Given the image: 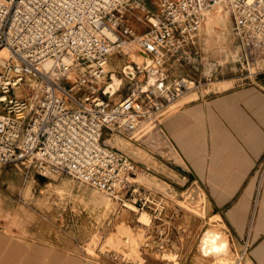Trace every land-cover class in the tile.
I'll return each instance as SVG.
<instances>
[{"label": "built area", "instance_id": "obj_1", "mask_svg": "<svg viewBox=\"0 0 264 264\" xmlns=\"http://www.w3.org/2000/svg\"><path fill=\"white\" fill-rule=\"evenodd\" d=\"M219 6L230 12L254 78L264 74V0H159L157 13L144 0H0V165L71 177L163 221L168 192L144 183L151 168L112 143L159 130L160 119L202 87L200 80L169 78L163 65L191 60L205 14ZM136 10L144 14L143 33L124 19ZM129 48L163 78L147 92L139 86L125 94L122 80L107 98L111 56ZM129 67L124 75L133 81L140 66ZM157 250L164 252V243Z\"/></svg>", "mask_w": 264, "mask_h": 264}, {"label": "rangeland", "instance_id": "obj_2", "mask_svg": "<svg viewBox=\"0 0 264 264\" xmlns=\"http://www.w3.org/2000/svg\"><path fill=\"white\" fill-rule=\"evenodd\" d=\"M144 3L152 12H158L159 0ZM124 19L138 28V33L147 29L140 11L128 12ZM188 52L191 60L185 56L172 58L163 65L164 72L169 78L186 77L200 80L203 85L199 93L193 91L180 99L175 108L196 99L201 92L226 90L255 79L256 69L244 60L226 8L214 9L195 47ZM147 62L130 48L111 56L109 72L116 76L114 85L119 84V79L124 81L121 94L147 84ZM135 63L140 67L133 72L136 78L131 81L124 72ZM117 141L112 143L115 148H119ZM144 183L151 186L149 179ZM195 195H175L174 206L170 204L161 215L163 221L157 223L151 222V210L121 207L71 177L46 178L27 166L0 165V264H220L213 257H204L201 239L211 228L219 227L225 235L226 231L207 216L200 200L193 199ZM142 214L148 215L147 223L140 221ZM123 229H129L131 236ZM184 229L188 232L183 233ZM160 243L166 249L161 253L157 250ZM7 245H15V257L7 256ZM231 249L229 264H247L244 252L233 246ZM27 251L33 253L29 259L23 257ZM39 251L58 252V257H38ZM170 251L187 252L189 257L173 256Z\"/></svg>", "mask_w": 264, "mask_h": 264}, {"label": "crops", "instance_id": "obj_3", "mask_svg": "<svg viewBox=\"0 0 264 264\" xmlns=\"http://www.w3.org/2000/svg\"><path fill=\"white\" fill-rule=\"evenodd\" d=\"M118 141L121 151L151 168L143 182L149 179L151 186L168 192L172 206L175 195L196 194L193 199L200 200L207 216L224 227L230 248L244 252L247 264H264V74L246 85L201 92L165 114L159 130L136 142ZM14 246L7 245L8 257L16 256ZM169 254L189 257L187 252ZM32 255L27 251L23 257ZM47 256L58 257V252L39 251L38 257Z\"/></svg>", "mask_w": 264, "mask_h": 264}, {"label": "bare ground", "instance_id": "obj_4", "mask_svg": "<svg viewBox=\"0 0 264 264\" xmlns=\"http://www.w3.org/2000/svg\"><path fill=\"white\" fill-rule=\"evenodd\" d=\"M113 87L115 88L116 86L113 83ZM143 223H147L149 221L148 215L142 214L140 218ZM126 234L131 236L130 230L129 229H123ZM230 243L227 238V235L222 233L217 228H211L208 229L202 236L201 239V245L200 249L202 254L206 257H213L215 260L218 259H229L230 256L232 255V250L230 248Z\"/></svg>", "mask_w": 264, "mask_h": 264}, {"label": "water", "instance_id": "obj_5", "mask_svg": "<svg viewBox=\"0 0 264 264\" xmlns=\"http://www.w3.org/2000/svg\"><path fill=\"white\" fill-rule=\"evenodd\" d=\"M143 58H145V57H143ZM145 59H147V61H148L147 62L148 65L146 67V73L148 74L149 79H148V82H147L146 85L141 86L142 87L141 88L142 92L149 91V89L151 87H153L158 82L159 79L163 78V74L159 71V69L157 67H155V66L151 67L152 61L150 59H148V58H145ZM129 69H134V67L130 66ZM129 76L131 78H134V75H129ZM114 77H116V76L115 75H111L112 80H114L113 79ZM121 84H122V80L119 79V84L115 88L112 85L113 92H108L107 90L105 91L106 97L107 98L110 97L112 93L117 91L120 88Z\"/></svg>", "mask_w": 264, "mask_h": 264}]
</instances>
